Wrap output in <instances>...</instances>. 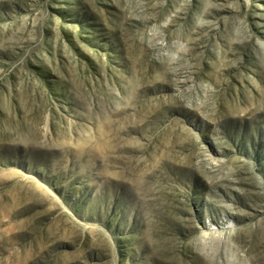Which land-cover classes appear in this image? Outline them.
I'll use <instances>...</instances> for the list:
<instances>
[{
  "label": "rangeland",
  "instance_id": "1",
  "mask_svg": "<svg viewBox=\"0 0 264 264\" xmlns=\"http://www.w3.org/2000/svg\"><path fill=\"white\" fill-rule=\"evenodd\" d=\"M0 264H264V0H0Z\"/></svg>",
  "mask_w": 264,
  "mask_h": 264
}]
</instances>
